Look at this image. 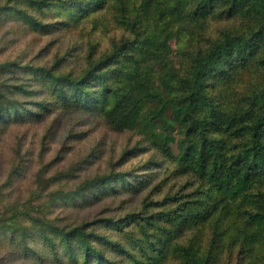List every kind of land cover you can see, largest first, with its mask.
I'll return each instance as SVG.
<instances>
[{
	"label": "rangeland",
	"instance_id": "1",
	"mask_svg": "<svg viewBox=\"0 0 264 264\" xmlns=\"http://www.w3.org/2000/svg\"><path fill=\"white\" fill-rule=\"evenodd\" d=\"M126 1L137 29L149 25L143 20V0ZM118 7V0H0V90L9 91L0 105V264H74L55 257L56 239L49 226L83 224L91 235L120 243L137 257L130 258L101 239L93 241L108 258L141 264L136 246L147 243L131 217L168 209L175 204L171 197L185 198L202 190L138 131L114 128L95 99L97 84L90 87L89 104L67 108L40 74L44 68L57 76L80 77L120 41L133 42ZM239 23L213 18L197 37L191 27L181 31L166 18L161 25L172 36L170 59L175 68L184 73L198 48L223 29L237 31ZM142 57L132 49L102 67L108 86L121 88V73L134 70ZM240 62L222 63L214 71L221 74L208 82L211 95L230 109L247 107L264 90V48ZM28 91L38 94L25 95ZM12 103L17 110L10 109ZM39 109L40 115L33 116ZM173 151L177 153L174 145ZM117 175L124 178L116 180ZM102 176L115 180L105 189L94 185L73 194ZM57 193L69 196L58 199ZM110 220L119 228L106 226ZM189 236L177 234L170 242L184 244ZM198 236L203 243L209 240L205 233ZM236 262L232 254L223 264Z\"/></svg>",
	"mask_w": 264,
	"mask_h": 264
},
{
	"label": "trees",
	"instance_id": "2",
	"mask_svg": "<svg viewBox=\"0 0 264 264\" xmlns=\"http://www.w3.org/2000/svg\"><path fill=\"white\" fill-rule=\"evenodd\" d=\"M118 2L133 42L131 38L120 41L80 77L57 76L44 68L40 74L67 108L89 104L90 87L97 84L95 99L114 128L138 131L160 154L172 158L178 170L201 184L202 190L185 198L171 197L169 201L175 204L168 209L131 217L147 243L136 246L141 251L138 261L223 264L234 254L235 264H264V90L248 101L247 107L230 109L207 89L210 79L221 74L214 73L219 65L243 63L264 48V0H143V20L150 24L142 31L137 29V20L131 21L127 1ZM168 17L181 31L191 27L197 37L205 32L204 23L213 18L240 20V27L220 31L192 54L189 66L180 73L170 59L172 36L161 25ZM132 49H138L143 57L134 70L121 73L122 87L112 89L100 69ZM8 92L0 90V105ZM10 109L17 110L15 103ZM32 114L37 117L40 109ZM123 178L117 175L116 180ZM113 180L96 177L73 194L94 185L105 189ZM56 196L65 199L69 195ZM118 224L106 222L113 228H119L115 227ZM49 228L56 239V258L74 264H121L93 243L101 239L102 244L137 259L120 243L91 235L85 224ZM185 232L190 233L186 243L170 242ZM203 233L209 238L204 243L198 236ZM51 240L47 239L46 245Z\"/></svg>",
	"mask_w": 264,
	"mask_h": 264
}]
</instances>
